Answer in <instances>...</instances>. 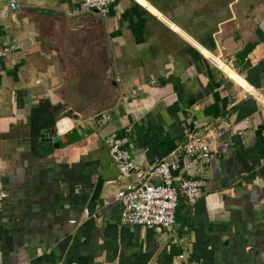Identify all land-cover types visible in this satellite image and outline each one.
<instances>
[{"label": "crops", "instance_id": "crops-1", "mask_svg": "<svg viewBox=\"0 0 264 264\" xmlns=\"http://www.w3.org/2000/svg\"><path fill=\"white\" fill-rule=\"evenodd\" d=\"M79 1L0 0V264H264V0ZM190 132L202 196L170 232L120 223L103 137L147 170Z\"/></svg>", "mask_w": 264, "mask_h": 264}, {"label": "built area", "instance_id": "built-area-1", "mask_svg": "<svg viewBox=\"0 0 264 264\" xmlns=\"http://www.w3.org/2000/svg\"><path fill=\"white\" fill-rule=\"evenodd\" d=\"M115 0H80L71 10L72 14L96 11L104 14ZM11 8L18 4L10 2ZM18 46L15 44L0 46V58L5 57ZM108 119L109 116L103 115ZM219 134V133H218ZM113 165L119 177L134 174L135 182L124 184L105 204L115 202L120 207L119 220L122 224L139 225L149 229L172 231L175 223V211L181 198L194 205L202 196L206 180L202 176L190 175L188 171L198 166L197 171L210 167L216 152L211 136L190 132L177 155L171 159H162L141 170L135 164L126 135H108L103 137ZM158 179V181H155ZM0 193V200L4 197ZM86 215H90L85 210ZM27 264V263H22Z\"/></svg>", "mask_w": 264, "mask_h": 264}, {"label": "water", "instance_id": "water-1", "mask_svg": "<svg viewBox=\"0 0 264 264\" xmlns=\"http://www.w3.org/2000/svg\"><path fill=\"white\" fill-rule=\"evenodd\" d=\"M111 82H112L113 84H116V81H115L114 78L111 79Z\"/></svg>", "mask_w": 264, "mask_h": 264}]
</instances>
